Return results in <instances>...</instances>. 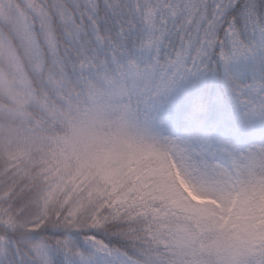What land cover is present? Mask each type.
I'll return each instance as SVG.
<instances>
[{"label": "snow or ice", "instance_id": "obj_1", "mask_svg": "<svg viewBox=\"0 0 264 264\" xmlns=\"http://www.w3.org/2000/svg\"><path fill=\"white\" fill-rule=\"evenodd\" d=\"M0 264H264V0H0Z\"/></svg>", "mask_w": 264, "mask_h": 264}]
</instances>
